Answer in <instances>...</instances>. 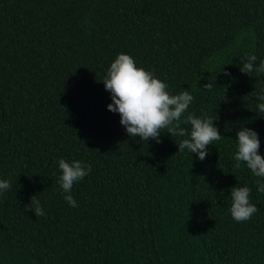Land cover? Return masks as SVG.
<instances>
[{
  "label": "trees",
  "instance_id": "16d2710c",
  "mask_svg": "<svg viewBox=\"0 0 264 264\" xmlns=\"http://www.w3.org/2000/svg\"><path fill=\"white\" fill-rule=\"evenodd\" d=\"M120 53L171 94L187 89L185 116L215 120L203 161L178 153L184 137H129L108 110L102 81ZM251 54L264 60V0H0V264H264V180L233 167L241 127L264 156V74L240 71ZM61 158L92 166L78 207ZM238 185L258 207L240 223ZM33 195L46 215L25 210Z\"/></svg>",
  "mask_w": 264,
  "mask_h": 264
},
{
  "label": "clouds",
  "instance_id": "9594fccd",
  "mask_svg": "<svg viewBox=\"0 0 264 264\" xmlns=\"http://www.w3.org/2000/svg\"><path fill=\"white\" fill-rule=\"evenodd\" d=\"M257 57L248 55L242 61L240 71L250 75L254 71L264 74V60L256 66ZM224 75H230L224 72ZM105 90L110 93L112 103L107 108L120 115V124L125 128L131 138L148 142L161 141V133H168L172 137H184L176 142L180 154L187 150L196 154L203 161L208 155V146L219 141L222 135L214 124V119L206 113L197 117L194 113L185 116L194 96L187 90L173 95L167 89L168 85L158 79L154 72L138 67L134 58L120 53L110 64L102 81ZM212 83L203 86L211 90ZM259 112H264V92L257 94ZM182 125H190L188 128ZM237 151L234 153V168L240 169L242 164L252 174L264 180V156L259 154L261 146L259 134L248 127H241L236 133ZM61 172L58 183L65 201L72 207H78L72 196L74 183L84 180L91 171V164H84L80 160L71 162L61 158L58 161ZM257 190L264 193V183L257 180ZM11 188L8 180L0 179V194ZM251 188L248 186H234L231 188V207L228 211L237 223L248 221L258 211V207L251 203ZM26 211H32L37 217L46 215L38 195L31 197V203L25 206Z\"/></svg>",
  "mask_w": 264,
  "mask_h": 264
}]
</instances>
